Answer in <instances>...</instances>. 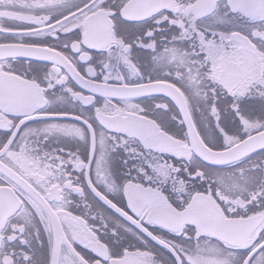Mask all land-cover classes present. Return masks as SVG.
Returning <instances> with one entry per match:
<instances>
[{
	"label": "snow or ice",
	"instance_id": "1",
	"mask_svg": "<svg viewBox=\"0 0 264 264\" xmlns=\"http://www.w3.org/2000/svg\"><path fill=\"white\" fill-rule=\"evenodd\" d=\"M0 264H264V0H0Z\"/></svg>",
	"mask_w": 264,
	"mask_h": 264
}]
</instances>
